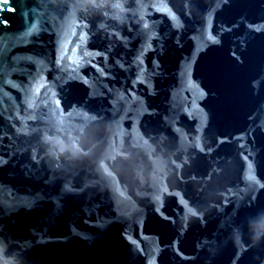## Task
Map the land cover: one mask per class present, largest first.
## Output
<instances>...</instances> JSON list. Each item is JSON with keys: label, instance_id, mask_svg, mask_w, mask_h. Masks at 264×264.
Segmentation results:
<instances>
[{"label": "water", "instance_id": "95a60500", "mask_svg": "<svg viewBox=\"0 0 264 264\" xmlns=\"http://www.w3.org/2000/svg\"><path fill=\"white\" fill-rule=\"evenodd\" d=\"M0 264H264V0L0 6Z\"/></svg>", "mask_w": 264, "mask_h": 264}, {"label": "snow or ice", "instance_id": "6c2138e0", "mask_svg": "<svg viewBox=\"0 0 264 264\" xmlns=\"http://www.w3.org/2000/svg\"><path fill=\"white\" fill-rule=\"evenodd\" d=\"M9 0H0V6L4 5V4H8Z\"/></svg>", "mask_w": 264, "mask_h": 264}]
</instances>
